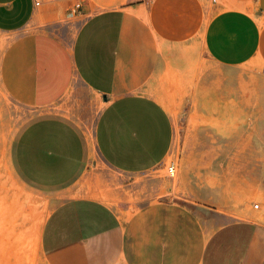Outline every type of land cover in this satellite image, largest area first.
<instances>
[{"label": "crops", "instance_id": "0c3cea01", "mask_svg": "<svg viewBox=\"0 0 264 264\" xmlns=\"http://www.w3.org/2000/svg\"><path fill=\"white\" fill-rule=\"evenodd\" d=\"M223 2L212 16L202 0H79L65 21L43 25L38 0H0V33L11 36L1 84L36 112L14 167L30 189L60 200L42 230L48 264H264V227L252 220L227 222L199 246L203 208L191 216L152 199L127 220L100 199L71 197L96 158L123 187H151L135 177L153 172L175 137L151 91L171 61L193 56L202 33L208 57H244L247 40L264 67V0Z\"/></svg>", "mask_w": 264, "mask_h": 264}, {"label": "rangeland", "instance_id": "374dc122", "mask_svg": "<svg viewBox=\"0 0 264 264\" xmlns=\"http://www.w3.org/2000/svg\"><path fill=\"white\" fill-rule=\"evenodd\" d=\"M38 1L43 25L65 21L69 7L79 2ZM202 1L211 5L212 16L228 9L223 0ZM203 35L194 43L193 56L179 67L171 61L151 91L175 127L169 156L153 172L135 177L142 183L150 179L151 187L140 192L123 187L117 181L122 177L96 158L71 195L100 199L127 220L136 215V203L152 199L191 216L203 208L204 215L196 217L199 246L227 222L252 220L264 227V67L247 40L244 57H208ZM10 38L0 33V63ZM35 113L15 103L0 79V264H8V250L15 264H48L42 230L60 200L30 189L13 162L17 138ZM18 213L27 221L9 240L5 232Z\"/></svg>", "mask_w": 264, "mask_h": 264}, {"label": "bare ground", "instance_id": "6f19581e", "mask_svg": "<svg viewBox=\"0 0 264 264\" xmlns=\"http://www.w3.org/2000/svg\"><path fill=\"white\" fill-rule=\"evenodd\" d=\"M90 133V132H89ZM12 164V163H11ZM11 169L13 170V168L11 167ZM254 170L256 169V168H253ZM256 171V170H255ZM14 175H16L15 173H14ZM256 176H257V173H256ZM25 213V212H24ZM26 221H27V216L25 215V214H23V213H18L17 214V217H15V222L16 223H11V225L9 224L8 225V227H7V231L5 232L7 235H8V238H9V240L11 239V237H12V235H17V234H19V232L23 229V227H24V225H25V223H26ZM7 225V224H6ZM11 227V228H10ZM9 240H7V246L10 244V241ZM7 252V253H6ZM5 252V254H6V263H8V264H15L13 261H12V259H10V257H11V255H10V253H9V250L8 251H6ZM8 261V262H7ZM4 262V261H3ZM5 263V262H4Z\"/></svg>", "mask_w": 264, "mask_h": 264}, {"label": "built area", "instance_id": "2783aa9c", "mask_svg": "<svg viewBox=\"0 0 264 264\" xmlns=\"http://www.w3.org/2000/svg\"><path fill=\"white\" fill-rule=\"evenodd\" d=\"M255 206H256V208H260V205L259 204H256Z\"/></svg>", "mask_w": 264, "mask_h": 264}]
</instances>
